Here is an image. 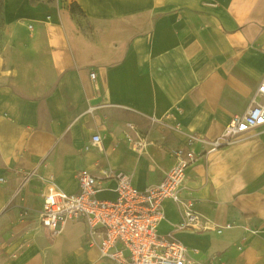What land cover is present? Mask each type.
<instances>
[{
  "label": "crops",
  "instance_id": "obj_1",
  "mask_svg": "<svg viewBox=\"0 0 264 264\" xmlns=\"http://www.w3.org/2000/svg\"><path fill=\"white\" fill-rule=\"evenodd\" d=\"M71 1L89 28L60 5L3 0L0 264H114L88 246L83 222L41 226L48 184L76 194L87 170L106 181L100 199L115 197L118 174L144 190L184 147L179 133L213 140L259 100L264 0ZM128 126L146 139L141 152L125 143ZM201 149L181 197L204 229L176 231L182 206L167 202L158 232H174L187 264H264V126Z\"/></svg>",
  "mask_w": 264,
  "mask_h": 264
},
{
  "label": "built area",
  "instance_id": "obj_2",
  "mask_svg": "<svg viewBox=\"0 0 264 264\" xmlns=\"http://www.w3.org/2000/svg\"><path fill=\"white\" fill-rule=\"evenodd\" d=\"M256 94L259 100L244 114L231 117L219 137L208 140L200 134L179 133L184 147L171 151L173 162L161 181L144 190L136 189L128 177L118 174L113 177L115 197L100 199L97 194L106 181L95 178L87 170L77 174L76 194H66L50 182L43 194L39 214L41 226L54 233L68 221L83 222L88 246H96L100 256L114 264H187L186 248L174 232L165 235L158 232L165 218L164 204L171 202L182 206L176 231L204 229L199 227L200 218L193 202L181 197L187 170L197 157L194 146L198 144L203 153L210 154L263 127L264 81L257 86ZM124 139L135 152L146 147V139L136 134L131 126ZM99 143L100 137L94 136L92 144Z\"/></svg>",
  "mask_w": 264,
  "mask_h": 264
},
{
  "label": "rangeland",
  "instance_id": "obj_3",
  "mask_svg": "<svg viewBox=\"0 0 264 264\" xmlns=\"http://www.w3.org/2000/svg\"><path fill=\"white\" fill-rule=\"evenodd\" d=\"M32 3H49L53 5H60L68 8L72 17L76 20L78 25L82 29L89 28L87 21H84V16L80 11L79 7L71 0H30ZM12 42V34L9 27L6 26L3 18V0H0V62H3L5 59H11V55L8 52ZM10 61L7 64V67H10Z\"/></svg>",
  "mask_w": 264,
  "mask_h": 264
}]
</instances>
